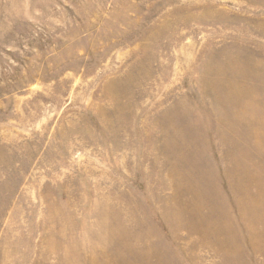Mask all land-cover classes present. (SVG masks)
Listing matches in <instances>:
<instances>
[{
  "label": "rangeland",
  "instance_id": "1",
  "mask_svg": "<svg viewBox=\"0 0 264 264\" xmlns=\"http://www.w3.org/2000/svg\"><path fill=\"white\" fill-rule=\"evenodd\" d=\"M0 264H264V0H0Z\"/></svg>",
  "mask_w": 264,
  "mask_h": 264
}]
</instances>
